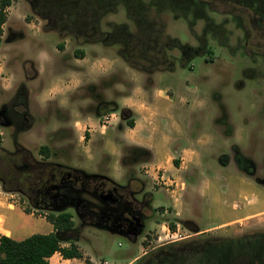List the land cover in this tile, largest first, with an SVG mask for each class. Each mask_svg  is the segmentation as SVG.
<instances>
[{"label": "rangeland", "instance_id": "374dc122", "mask_svg": "<svg viewBox=\"0 0 264 264\" xmlns=\"http://www.w3.org/2000/svg\"><path fill=\"white\" fill-rule=\"evenodd\" d=\"M10 2L5 9L7 20L0 36V57L8 68L6 75L13 87L8 92L0 89V121L8 122L4 128L0 127L1 148L12 150L15 139L37 155L36 148L47 145L51 150L49 161L64 165L86 164L65 157L52 136L42 132L38 123L46 118L31 105L37 89L36 85L31 86L45 83V79H29L35 74L30 61L38 64L43 53L48 57L58 55L56 44L61 38L75 40L74 33L86 35L96 30L113 34L107 44H96L106 46L108 52L117 54L126 64L130 62L146 69L152 81L170 87L176 102L182 98L189 105L201 108L191 116L193 125L188 136L196 139L208 135L214 140V133L219 131L220 138L214 141V152L208 159L216 160L222 153L232 157L236 144L238 153L255 163L259 177L264 176V0ZM89 45L85 43L82 48L88 49ZM168 66L174 67L173 70H162ZM134 72L141 82L147 83V73L137 69ZM99 83L102 86L104 80ZM21 103L25 104L29 119L24 120L15 112V109L21 111ZM209 106L217 112L213 122L208 117ZM221 109L226 113L223 125L220 123ZM174 113L176 117L178 113L183 114V118H178L181 124L189 121L186 112ZM7 162L12 161L0 159V176L9 182ZM203 163L211 162L204 160ZM173 165L177 167L178 163L173 162ZM135 171L142 180L131 187L137 200H144L143 205L138 204L142 217L138 220L144 225L142 232L134 238L84 226L77 235L70 236L86 258L90 257L97 264H125L139 254L141 247L148 245L153 247L152 256L144 258L145 253L131 264H264V227L228 236L221 234L224 231L217 232L218 235L196 234L188 228H198L208 221L203 198L194 197L182 219L174 218L170 209L171 212L163 217L161 207H148L146 193L152 194L156 205L166 207L169 203L167 191L154 185L137 166ZM185 179L191 186L199 182L193 174H186ZM116 182L127 185L128 181L120 175ZM246 193L245 202L257 200L264 205L263 185L247 189ZM73 221L77 227L76 215ZM155 223H165V226L152 229ZM239 235L246 236L230 246L215 242L216 238Z\"/></svg>", "mask_w": 264, "mask_h": 264}, {"label": "crops", "instance_id": "0c3cea01", "mask_svg": "<svg viewBox=\"0 0 264 264\" xmlns=\"http://www.w3.org/2000/svg\"><path fill=\"white\" fill-rule=\"evenodd\" d=\"M87 44L89 48L85 49L84 44L79 45L71 38H61L56 44L58 55L48 57L43 53L38 64L30 61L35 74L29 79H45V83L31 86L37 87L31 105L46 118L38 123L42 132L52 136L65 157L86 162L68 166L107 176L115 182L123 175L131 187L142 181L135 173V166L153 183V170H163L166 176L175 178L177 186L173 191L165 190L169 195L166 207L156 205L150 193L152 209L161 207V216L172 211L174 218L182 219L193 198H203L208 221L206 225H198L196 234L218 235L217 232L224 231L221 234L228 236L264 227V205L257 200L245 202L247 189L264 186V176L259 177L255 163L239 154L236 144L232 157L222 153L216 160L208 159L220 134L215 132L214 140L208 135L189 138L191 116L201 111L198 105H189L182 98L176 102L170 87L156 84L151 76L147 83L141 82L134 69L117 54L108 52L106 46ZM3 68L0 89L8 92L13 86L6 75L7 66ZM99 80H104L102 86ZM123 110H128L127 115H123ZM207 110L213 122L217 112L210 106ZM175 111L186 112L189 121L181 124L178 118H183V114L176 117ZM220 111H223L220 118L223 125L226 113L224 109ZM107 115L111 118L105 122ZM33 127L34 123L30 130ZM204 160L211 163L204 164ZM148 166L151 170L146 173L144 168ZM186 174L196 175L198 184H188ZM25 207L20 195L5 192L0 186V236L19 241L34 233L54 231L44 214L33 209L25 211ZM164 224L155 223L151 228ZM76 245L82 258H63L56 252L49 258L50 263L84 264L88 259L97 264L86 258ZM151 249L148 245L141 247L139 254L125 264H131Z\"/></svg>", "mask_w": 264, "mask_h": 264}, {"label": "trees", "instance_id": "16d2710c", "mask_svg": "<svg viewBox=\"0 0 264 264\" xmlns=\"http://www.w3.org/2000/svg\"><path fill=\"white\" fill-rule=\"evenodd\" d=\"M10 3V0H0V35L2 25L6 21L5 9ZM255 18L260 19L258 16ZM66 36L61 35V37ZM72 36L79 44L90 42L107 44L113 34L94 30L90 34L76 35L74 33ZM125 39L129 41V38L125 37ZM129 66L147 73L148 76L150 74L146 69L130 62ZM173 68L168 66L162 70H173ZM20 105L21 111L15 109V112L24 120L29 119L25 104ZM127 113L128 110H123V115ZM7 123L5 119L1 120L0 127L4 128ZM13 142L12 150L0 147V159L5 158L12 161L7 162L9 167L6 178L9 182L0 176V186L5 192L20 195L26 202L25 211L33 209L44 214L47 221L53 225L54 231L47 234L34 233L19 241L1 235L0 264H52L49 258L56 252L63 258H82L83 255L74 237L70 236L76 234L80 228L111 226L126 231L129 227L133 229L137 226L138 218H142L138 204L143 205L144 200H137L136 192L130 185H120L107 176L49 161L47 159L51 150L47 145L37 147V155H35L31 150L22 147L17 140L14 139ZM108 194L115 200L114 202L105 198ZM146 195L149 196L148 207H150L152 196L149 192ZM74 215L79 221L77 227L73 221ZM188 229L194 233L199 232L197 227ZM244 236L216 238L215 242L230 246ZM65 243H68V246H64ZM150 253L151 251H148L144 258L151 257ZM84 264L93 263L87 259Z\"/></svg>", "mask_w": 264, "mask_h": 264}, {"label": "built area", "instance_id": "2783aa9c", "mask_svg": "<svg viewBox=\"0 0 264 264\" xmlns=\"http://www.w3.org/2000/svg\"><path fill=\"white\" fill-rule=\"evenodd\" d=\"M4 67V61L3 58L0 57V77H3V68ZM111 118V115H107L104 120L107 122ZM144 170L146 173L151 170V168L145 167ZM153 172L155 173L154 177V184L160 187H163L165 190L173 191L175 190L177 186V182L175 178L168 177L165 175L164 171L161 169H154ZM104 264V263H103Z\"/></svg>", "mask_w": 264, "mask_h": 264}, {"label": "water", "instance_id": "95a60500", "mask_svg": "<svg viewBox=\"0 0 264 264\" xmlns=\"http://www.w3.org/2000/svg\"><path fill=\"white\" fill-rule=\"evenodd\" d=\"M105 198H108L110 199L111 201H115L110 194L106 195ZM143 223H138L137 226L133 229H129L127 231H121V230H118L117 227H111V226H98L97 228H100V229H105L111 233H115V234H120V235H124V236H130L132 235L134 238H136L143 230Z\"/></svg>", "mask_w": 264, "mask_h": 264}, {"label": "flooded vegetation", "instance_id": "af4514ba", "mask_svg": "<svg viewBox=\"0 0 264 264\" xmlns=\"http://www.w3.org/2000/svg\"><path fill=\"white\" fill-rule=\"evenodd\" d=\"M137 221H138V222H137V224H138V223H139V220H137ZM131 228H132V227H131ZM131 228L129 227L128 230L131 229ZM126 231H127V230H126Z\"/></svg>", "mask_w": 264, "mask_h": 264}]
</instances>
